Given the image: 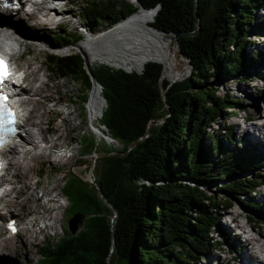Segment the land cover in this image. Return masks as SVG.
<instances>
[{
  "label": "trees",
  "instance_id": "trees-1",
  "mask_svg": "<svg viewBox=\"0 0 264 264\" xmlns=\"http://www.w3.org/2000/svg\"><path fill=\"white\" fill-rule=\"evenodd\" d=\"M131 3L88 1L82 20L94 30L111 27L97 40L48 36L57 48L82 41L78 49L90 62L132 72L104 65L90 72L81 53L47 56L48 67L61 79L72 78L88 91L94 82L102 87L103 94L97 84L94 89L96 112L100 116L106 104L101 124L124 150L104 153L97 165L96 184L113 208L94 187L80 180L88 191H75L70 180L63 191L72 202L68 210L72 219L82 212L87 220L77 235L67 228L58 243L38 245L39 261L29 264H201L214 248L236 246L237 240L224 230L218 214L230 206L203 187L224 182L220 189L229 203L253 198L264 187L259 174L235 179L260 170L263 153L249 144L229 148L209 132L229 111L243 110L238 97L221 95L213 81L246 79L264 68V51L246 50V34L264 29L258 22L264 0ZM179 34L177 42L173 36ZM214 152L220 157L211 160ZM261 209L254 202L250 218ZM214 230L221 240L214 238Z\"/></svg>",
  "mask_w": 264,
  "mask_h": 264
},
{
  "label": "rangeland",
  "instance_id": "rangeland-1",
  "mask_svg": "<svg viewBox=\"0 0 264 264\" xmlns=\"http://www.w3.org/2000/svg\"><path fill=\"white\" fill-rule=\"evenodd\" d=\"M88 1L89 0H70V4L66 11L67 13L61 16V21L58 25L54 22V25L37 28L36 32L41 35L39 37L45 39L37 44L42 43L44 46L48 47V49H52V47H50L52 43L48 40V36L52 38L57 35H63L64 38L69 39L71 42L73 41V36L82 37V41H84L85 38L82 31L91 27V25L87 24L85 21L82 22L81 9L87 6ZM125 1L131 3L135 0ZM22 17L24 16L22 14L19 15L18 12L12 16V18H19L17 22H23L26 25L28 24L34 27L33 23ZM8 20L11 19L9 18ZM259 21L264 22V9H261L258 14V22ZM34 22L36 26H40L37 25L36 20ZM79 23L82 25H80L81 27ZM110 28L111 27L108 25H103L95 30L92 28L91 31L97 34H89L86 38L91 40L97 39L102 36V32L106 35L110 31ZM260 31V34L256 35L252 32L246 34L248 37V44H246L248 54L260 50L264 51V29H260ZM168 36L172 37L171 35ZM82 41L79 43L74 41L73 45L68 47L67 50L60 49L62 52L54 55L63 57L73 53H80L82 50L78 49V45L81 44ZM43 50L41 46L24 43L21 48H16L11 53H17L15 55V62L21 70L32 73L33 77L31 80H33L34 86H40V83H38L39 79L44 80L50 77L48 82L46 81L47 83L42 87L44 94L41 91L39 97H35L33 91L32 93L30 92V96L34 97L32 106L36 107L37 102L35 101L44 98L46 92H51L57 99L60 98L56 103H49L47 110L45 106H41L39 111L41 113L48 111L43 126L46 131V139L48 137L50 145L54 146L57 139H59V141H57V143L60 144L59 146L67 148H57L53 152L51 150V156L43 155L34 157L33 159L30 158L25 164L17 163L16 159L10 156L12 163L16 162L19 167H14L15 170L7 172L8 175L5 177V180L14 185L15 188H22V191L18 192L19 190H14L11 192V195L6 200L7 206L3 208V214L5 216L2 220L5 222L12 218L18 219L21 222L23 230L22 233L16 237L4 238L0 246V264H15L16 262L19 264H29L32 261L38 262L37 246L47 243L48 241L51 243H58L61 237L66 234L68 221L72 220L73 210H68L72 202L70 203V201H68V203H70L68 204L65 199L61 198V195L65 196L63 191L66 189L69 181L71 180L70 185L74 190L80 189L88 191L82 186L80 179L85 182L88 187L92 188L94 183H96V179L100 178L97 166L99 158L106 152H121L124 150V145L121 142L116 140L115 142L108 141L109 138L112 137L107 134V130L103 128L101 124L106 104L104 105L103 112H101L99 108L97 109L99 113L101 112L100 116L94 112L96 122L91 123V112L93 109L91 108L90 110V103H92L91 97L94 94L96 85L91 91L89 90V93L87 88L80 82H76L72 78L61 79V77L47 65V56L53 54H48ZM86 60L88 63L87 68H89L90 72L93 71L92 68L95 69L101 65L114 68L101 61L90 62L87 57ZM186 60L188 59L186 58ZM191 69L190 66V75L188 77L191 76ZM41 70H44L45 73H40ZM211 86L219 88L221 95L230 93L238 97L243 104V110L238 111L236 115H230L232 111H229L222 117L219 124L214 125L209 132L212 134L216 133V136H218L224 144L226 143L225 145H229V148L249 144L250 147H257L264 155V136L258 133L255 134L253 131L251 135L248 133V130H252L255 125L263 123L258 119L257 115L261 112L264 113V68H259L258 71H251L246 75V79L226 78L220 82L215 80ZM98 87L103 94L102 87ZM101 99L105 101L103 96H101ZM55 104L58 105L55 106ZM32 106L29 107L31 108ZM51 108H55L54 112H50ZM70 110H73L75 115L78 116L76 121L70 117ZM248 119L250 120L249 122H247ZM28 128L29 130H33L36 134L34 135L35 140L39 141V138H36V136L39 135V129L36 128L37 131L31 126ZM231 132L233 138L230 135ZM103 133L105 137L102 135ZM25 136H27V134H25ZM19 144H22V142H19ZM76 149H79L78 152L73 153V150ZM58 154H63L66 158H59ZM209 156L211 160L220 157L218 152L211 153ZM262 158L264 159V156H262ZM86 171L93 176L91 181L82 180V178H80V174L84 175ZM255 174L264 176V166L261 167L260 170L254 171L253 174H241L235 177V179L251 175L255 176ZM223 185L224 182L218 183L217 185L211 184L203 188L208 192V196L212 194L217 195L218 201L223 204L227 203V205L230 206L229 210L222 208L218 214L222 218L221 223L223 224L224 230L227 231L228 234L230 233L233 238L237 239L235 242L236 246L224 245L219 249L214 248L210 254L201 259V264H239V260L244 263L246 257L257 264H264L261 263L260 260L258 261V257L256 258V252L253 248L254 243L251 239L253 237L252 233L255 237L259 238L260 232L264 230V187L259 189L253 198L236 199L229 203L227 200L228 194L220 189ZM6 188H8V186ZM44 195L48 196L45 202L43 199ZM60 201L68 207H61ZM254 202L261 205L262 209L260 213L254 214L255 217L251 220L249 226H246V218H250V215H253V212H250V207ZM232 212L239 214V218L237 217L236 221L233 220V217L230 215ZM239 224L245 227L248 234L242 236L241 229L237 227ZM63 228H65V230ZM82 228L83 225L80 226L78 233L81 232ZM213 235L215 239L221 240L217 230L213 231ZM248 239L251 240L249 243H247ZM236 252H239V254ZM261 260H263L262 257Z\"/></svg>",
  "mask_w": 264,
  "mask_h": 264
},
{
  "label": "bare ground",
  "instance_id": "bare-ground-1",
  "mask_svg": "<svg viewBox=\"0 0 264 264\" xmlns=\"http://www.w3.org/2000/svg\"><path fill=\"white\" fill-rule=\"evenodd\" d=\"M54 1H57V0H32L29 3L30 5L28 4L29 6H25L26 4H21L22 7H20L18 13H19V15L23 14V15L28 16L31 19H35L36 22H37V25H40V26L54 25V22H56V20L52 16L56 15V16L61 17L62 15L63 16L66 15V12L65 13H59L58 11L53 9V6H54L53 2ZM62 2L68 8V6L70 4V0H62ZM132 3H134L135 5H138L137 0H135ZM14 12H16V11L10 12L7 8L3 7L2 3H0V14H1L0 15V53H5L7 55H12L13 57H15V55L17 53L13 54L11 52L14 51L16 48H21V46H23V44H24V43H20V40H26L23 36H21L22 34L20 32H19L20 33L19 34V33H15L13 31H10V30L7 29L8 25H11V24L15 23L17 20L19 21V18H12V16L14 15L13 14ZM156 14H157V11H156ZM9 18L11 20H8ZM2 21H6L7 23L6 22L3 23ZM11 21H12V23H11ZM103 33L104 32H102V36L101 37L104 36ZM86 34H87V36H89V34L90 35H94V34H91L90 32H86ZM101 37H98L97 39H99ZM97 39H93V40H97ZM40 44L44 46V44H42V43H40ZM17 67L19 68L18 65H17ZM19 70L20 71H24L25 74H26V78H25L26 86L24 87L25 90L22 93V94L26 95V97H24V99L21 101V106L20 107L24 109L23 110L24 111V117H28L26 126L22 127V129L24 130L25 134H27V136H25V134H21V135L18 136V138L16 137L15 139H13L11 141L10 146L8 147V151L5 152V156L10 160V168L8 170H6V172L15 170L14 167H16V168L19 167L16 164V162L19 163V164H25V163L28 162V159H30V158L33 159L34 157H40V156H43V155L51 156V152H50L51 150L53 152L57 148H59V149H61V148L66 149L67 148V147L59 146L60 144L57 143V141H59V139H57L56 144L54 146L53 145L51 146L50 142H48V144H49L48 149H46V150L44 149L42 151H39V149H40L39 148V144H41L42 141L46 140V131H45V128L43 126V123H44V121H45V119L47 117V114H48L47 113L48 111H45V112L41 113L39 111V108L41 106H43V107L45 106V109L47 110V107H49V103H56V102H58L60 100V98L57 99L53 94H51V92H46L44 98H42L41 100L35 101V102H37L36 103L37 106L36 107L34 106L35 107L34 108L32 106L33 103H34V97L30 96L31 95L30 92L32 93V91H33V95L35 97H39L41 91L43 93V90H42L43 88L42 87H44V85L48 82L50 77L47 78V79H44V80L39 79L38 83H40V86L36 87V86H34L33 80H31V78L33 77L32 73H29L28 71H25V70H21L20 68H19ZM166 72H167V70H166ZM40 73H45V72H44V70H41ZM96 84L99 86L98 83H96ZM97 94L98 93H97V89H96V90H94V94L91 97L92 103H90V110H91V108L93 109V111L91 112V115H92L91 116V123L96 122V116H95L94 112H96L95 108L97 107ZM57 105L55 104V106H57ZM29 106H32V107L30 108ZM54 110H55V108L54 109L51 108L50 112H54ZM69 115H70V117H72L74 119V121H76L77 118H78V116L75 115V112L73 110H70ZM257 117L263 123L255 125L252 128V130L251 129L248 130V133H249V135H251V133L253 131L255 134L258 133L259 135L264 136V113H262V112L258 113ZM259 125H261V126H259ZM29 126L33 127L34 129H36V128L39 129V135L36 136L37 139L39 138V141L35 140V136L34 135H36V134L33 132V130H31V129L29 130V128H28ZM102 135L105 137L104 133ZM41 139H43V140H41ZM108 141L115 142V140L113 138H109ZM19 142H22V144H19ZM45 142H47V141H45ZM78 150L79 149L73 150V153H77ZM10 156H12V158H15L16 162L12 163ZM58 156H59V158H62V157L66 158V156L63 155V154L62 155L58 154ZM7 175H8V173H7ZM7 175L3 176L4 179H5V177ZM80 178H82V180L85 179L86 181H91L93 179V176L90 175V173H88L86 171V174H84V175L80 174ZM14 190L15 191L19 190L18 192H20V191H22V188H20V189L19 188H14ZM10 195H11V193L7 197H9ZM47 198H48V196L44 195V198H43L44 202L46 201L45 199H47ZM68 204H70V203H68ZM6 206L7 205H5V207ZM230 215H231V217H233L232 219L235 220V221L237 220V217L239 218V214H236L235 212H232ZM4 216L5 215H3V216L1 215L0 216V222L4 221V220H2V219H4ZM12 219H14V218H12ZM56 219H57V217H56ZM10 221H11V219H8L5 222H7V224H8V222H10ZM237 227L239 229H241L242 236H245L246 234H248L247 230L245 229V227L243 225L239 224V226H237ZM63 229L65 230V228H63ZM252 235H253V237L251 239H252V241L254 243V247L253 248H254V250L256 252V258L258 257V261L260 260L261 263H264V261L261 260V257H260L264 253V230H262L260 232V234H259L260 237L259 238L255 237L253 233H252ZM250 241L251 240L248 239L247 243H249ZM244 264H257V263L252 261V260H250L248 257H246L245 261H244Z\"/></svg>",
  "mask_w": 264,
  "mask_h": 264
},
{
  "label": "water",
  "instance_id": "water-1",
  "mask_svg": "<svg viewBox=\"0 0 264 264\" xmlns=\"http://www.w3.org/2000/svg\"><path fill=\"white\" fill-rule=\"evenodd\" d=\"M144 10H147V9H144ZM157 12L160 10V7L159 8H156L155 9ZM198 10V9H197ZM155 29H157V28H155ZM157 30H159V29H157ZM159 31H161V30H159ZM162 32V31H161ZM162 33H164V32H162ZM164 34H166V33H164ZM181 36H182V34H179V35H174V38L176 39V41L177 40H179L180 38H181ZM182 51V50H181ZM182 55H183V53H182ZM185 57V56H184ZM186 58V57H185ZM170 84H169V87L170 86H172L174 83H177V82H169ZM166 96H167V94H166V92L164 93V99L166 100ZM166 105L168 106V103H166ZM135 146V145H134ZM95 189H96V191L98 192V195L100 196V198H102L106 203H107V205H109L110 207H112L113 208V206H112V204L107 200V198L103 195L104 193L101 191V189H100V187L96 184V183H94V186H93ZM86 219H87V217H86V215L84 214V213H82V212H79V213H77V215L72 219V220H70V221H68V229H69V231L73 234V235H77L78 234V232H79V230H80V226L81 225H84V222L86 221Z\"/></svg>",
  "mask_w": 264,
  "mask_h": 264
},
{
  "label": "built area",
  "instance_id": "built-area-1",
  "mask_svg": "<svg viewBox=\"0 0 264 264\" xmlns=\"http://www.w3.org/2000/svg\"><path fill=\"white\" fill-rule=\"evenodd\" d=\"M115 140V139H114Z\"/></svg>",
  "mask_w": 264,
  "mask_h": 264
},
{
  "label": "snow or ice",
  "instance_id": "snow-or-ice-1",
  "mask_svg": "<svg viewBox=\"0 0 264 264\" xmlns=\"http://www.w3.org/2000/svg\"><path fill=\"white\" fill-rule=\"evenodd\" d=\"M6 74V73H5Z\"/></svg>",
  "mask_w": 264,
  "mask_h": 264
}]
</instances>
